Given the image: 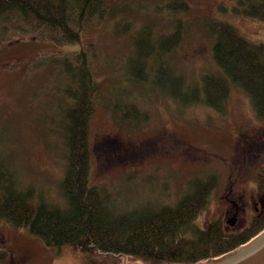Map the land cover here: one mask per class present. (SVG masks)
Segmentation results:
<instances>
[{
    "label": "rangeland",
    "instance_id": "rangeland-1",
    "mask_svg": "<svg viewBox=\"0 0 264 264\" xmlns=\"http://www.w3.org/2000/svg\"><path fill=\"white\" fill-rule=\"evenodd\" d=\"M174 1L106 0L114 15L85 25L83 48L101 97L108 99L105 105L98 96L89 124L90 181L129 207H161L176 205L190 182L213 176L216 189L196 223L202 227L204 221H216L229 232H239L257 213L245 204L234 228L229 213L241 207L238 194H255L252 186L264 166V120L256 117L250 98L232 87L222 110L179 105L154 92L149 83L127 82L125 63L140 35L151 33L157 42L178 26L179 43L166 61L177 76L198 83L218 72L208 22L228 23L253 44H264V22L234 15L233 0H182L188 10L173 14L167 5ZM78 49L20 16L0 17V151L15 154L24 185L40 189L54 205L62 202L60 181L66 166L59 115L65 97L56 92L62 80L52 78L48 59L72 57ZM123 102L135 104L137 123L122 120L118 105ZM2 253L8 258L0 264H14L20 257L28 260L23 264H83L73 254L47 247L28 229L0 220ZM122 264L141 263L123 259Z\"/></svg>",
    "mask_w": 264,
    "mask_h": 264
},
{
    "label": "trees",
    "instance_id": "trees-1",
    "mask_svg": "<svg viewBox=\"0 0 264 264\" xmlns=\"http://www.w3.org/2000/svg\"><path fill=\"white\" fill-rule=\"evenodd\" d=\"M233 1L234 15L264 22V0ZM106 7V0H0V17L20 16L49 29L65 44L79 46L72 50V57L48 59L52 78L62 80L56 92L65 97L59 114L66 150L62 202L50 204L42 197L43 191L25 186L15 154L0 151V220L28 229L47 247L73 254L83 264H122L123 259L141 264H200L228 255L264 230V209L239 232H229L216 221H204L200 227L196 220L209 207L217 186L215 177L190 182L176 205L161 207L149 203L129 207L118 195L91 184L89 124L98 96L104 98L82 35L89 20L114 15L115 8ZM167 10L176 14L188 8L175 0ZM206 30L213 39L217 73L204 75L198 83L176 75L166 61L180 40L181 30L176 26L157 42L151 33L134 40L133 53L125 63V80L149 83L154 92L179 105L201 104L217 110H222L231 88L237 87L250 98L256 117L264 120V44L247 41L222 21L208 22ZM118 106L122 120L138 122L134 103ZM258 182L264 191V166ZM6 257L2 253L0 263Z\"/></svg>",
    "mask_w": 264,
    "mask_h": 264
},
{
    "label": "water",
    "instance_id": "water-1",
    "mask_svg": "<svg viewBox=\"0 0 264 264\" xmlns=\"http://www.w3.org/2000/svg\"><path fill=\"white\" fill-rule=\"evenodd\" d=\"M229 225L233 226L234 221ZM209 264H264V230L229 255Z\"/></svg>",
    "mask_w": 264,
    "mask_h": 264
},
{
    "label": "flooded vegetation",
    "instance_id": "flooded-vegetation-1",
    "mask_svg": "<svg viewBox=\"0 0 264 264\" xmlns=\"http://www.w3.org/2000/svg\"><path fill=\"white\" fill-rule=\"evenodd\" d=\"M254 183V182H253ZM254 188H256V192H254L255 194H248L246 190H244L242 192V194H238V200L241 202V207L237 208L239 210L235 211L234 208H232V213L230 212L229 215L232 217V219L234 220L235 224L233 227H236L237 223L239 222V219L242 215V213L244 212V207L245 204L250 205L251 207L254 208L255 212L258 214L260 212H262V210L264 209V192H261L259 189V182L258 184L254 183L253 186ZM245 198L248 200H245ZM28 260L26 259V257H20L17 258V260L13 259V263L15 264H23L25 262H27ZM207 262H211V261H207Z\"/></svg>",
    "mask_w": 264,
    "mask_h": 264
}]
</instances>
